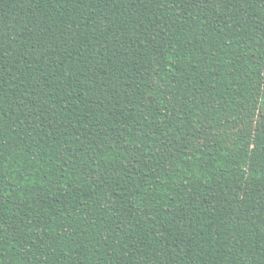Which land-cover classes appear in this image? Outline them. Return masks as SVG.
Wrapping results in <instances>:
<instances>
[{"label": "trees", "instance_id": "16d2710c", "mask_svg": "<svg viewBox=\"0 0 264 264\" xmlns=\"http://www.w3.org/2000/svg\"><path fill=\"white\" fill-rule=\"evenodd\" d=\"M0 264H264V0H0Z\"/></svg>", "mask_w": 264, "mask_h": 264}]
</instances>
